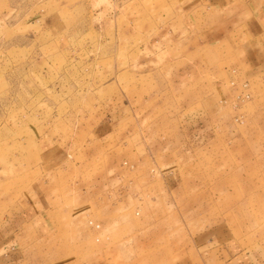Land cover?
I'll use <instances>...</instances> for the list:
<instances>
[{"label": "rangeland", "instance_id": "obj_1", "mask_svg": "<svg viewBox=\"0 0 264 264\" xmlns=\"http://www.w3.org/2000/svg\"><path fill=\"white\" fill-rule=\"evenodd\" d=\"M260 5L0 0V264H264Z\"/></svg>", "mask_w": 264, "mask_h": 264}, {"label": "crops", "instance_id": "obj_2", "mask_svg": "<svg viewBox=\"0 0 264 264\" xmlns=\"http://www.w3.org/2000/svg\"><path fill=\"white\" fill-rule=\"evenodd\" d=\"M258 1L261 3L260 10L257 14H253L252 17L248 16L251 18L247 19L246 30L243 36L247 38L245 44H249L245 50H249L250 48V52L254 54L248 60L249 68L258 70V75L262 76L264 74V0ZM95 264H102V261Z\"/></svg>", "mask_w": 264, "mask_h": 264}, {"label": "built area", "instance_id": "obj_3", "mask_svg": "<svg viewBox=\"0 0 264 264\" xmlns=\"http://www.w3.org/2000/svg\"><path fill=\"white\" fill-rule=\"evenodd\" d=\"M98 227V226H97Z\"/></svg>", "mask_w": 264, "mask_h": 264}]
</instances>
